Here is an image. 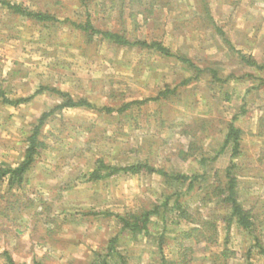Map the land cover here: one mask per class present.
Segmentation results:
<instances>
[{
	"label": "rangeland",
	"instance_id": "1",
	"mask_svg": "<svg viewBox=\"0 0 264 264\" xmlns=\"http://www.w3.org/2000/svg\"><path fill=\"white\" fill-rule=\"evenodd\" d=\"M9 1L50 12L61 21L86 20L79 0ZM89 3L97 29L162 43L206 72L201 80L179 87L169 101L133 107L123 116L82 108L51 118L42 129L47 148L23 189L11 197L6 186L0 188V264L5 252L19 264H93L118 234L113 219L95 214H139L182 190L157 174H121L87 182L85 175L97 160L116 166L148 162L169 173L189 175L203 171L204 157L213 160L207 167L211 179L214 172L221 174L231 165L230 148L221 150L225 128L236 116V125L243 130L242 155L235 160L241 167L239 200L245 206L256 205L264 222V153L258 135L264 124V87L253 89L264 72L245 67L235 54L239 51L264 65V0H161L153 12L145 7L152 13H146L147 19L137 13L143 9L130 2ZM207 69L218 70L224 79L234 77L220 85ZM191 75L175 58L118 47L98 37L90 40L68 24L43 28L21 17L10 18L0 6V89L10 98H26L47 86L98 108H120L156 97L167 85L174 89ZM59 103L49 93L18 107L0 99V164L16 166L22 161L27 137L41 116ZM244 106L247 113L239 116ZM194 120L196 141L182 132ZM191 146L195 152H190ZM187 198L190 213L218 221V244L194 245L192 264H212L211 254L220 253L225 245L236 253L232 264H246L243 257L252 241L235 224L228 230V209L216 200L203 206L194 193ZM166 218L163 240L160 217L152 219L150 237L122 238L118 250L128 264H162L161 259L174 264L178 235L196 226L189 221L176 225L180 219L175 213ZM260 232L264 235V228ZM253 262L264 264L260 256Z\"/></svg>",
	"mask_w": 264,
	"mask_h": 264
},
{
	"label": "trees",
	"instance_id": "2",
	"mask_svg": "<svg viewBox=\"0 0 264 264\" xmlns=\"http://www.w3.org/2000/svg\"><path fill=\"white\" fill-rule=\"evenodd\" d=\"M79 1L81 5L86 9V20L82 23L72 22L68 19L61 21L55 14H51L50 12L31 10L29 7H25L23 4L14 3L9 0H0V6L6 11L7 16H9L10 18L21 17L34 22L39 26H43V28L52 27L57 24H68L73 28L74 31L83 33L90 40L98 37L101 40L118 47L147 49L154 51L155 53H159L165 58H175L179 60L183 65H185L187 71H189V73H191L192 75L188 79L183 80V82L179 86H176L174 89L169 88V86L167 85V87L161 89L158 92L156 97L141 101L129 102L124 104L120 108H98L86 99L77 100L67 92L47 86H40L33 95L26 98H10L7 96L5 90L0 89L1 102L4 105L11 107H18L22 104H27L31 102L35 97L44 93L55 95L60 99V103L57 106L41 116L38 124L34 127L31 134L27 137V147L24 151L22 161L16 166L0 164V188H2V186H6V195H10L11 197L15 195L12 193L18 192L23 189V186L25 185V182L27 180V176L35 165L37 158L47 148V144L42 135V129L45 124L55 115L71 109L84 108L97 111L98 113H106L107 115L116 114L118 116H123L126 115L127 112L133 107H141L148 104L149 102L160 103L163 101H169L171 97L177 95L179 87H186L194 80H201L204 73L206 72V69L203 70L199 68L187 56L177 55L169 47H166L162 43H148L146 41L138 40L137 38L129 39L125 36L124 33L97 29L91 20L89 0ZM119 2H121L122 5L125 2H130L135 6H139L143 10L142 12L137 13L140 15H144L146 19L148 18L146 13L152 14L151 9L155 8L156 5L158 7H161L162 4L161 0H119ZM146 6L150 8V12H148V10L145 8ZM204 9L206 10V12H208V8L206 6H204ZM131 16L134 15L132 14ZM235 54L239 58V61L245 67L264 72V65H260L252 56L244 55L239 51H235ZM207 70H209L210 72L212 81L214 83H221L220 85L228 83V81L234 77L230 74L224 79L220 77V72L218 70ZM258 80L259 85L256 88L253 87L254 90L264 87V77H260ZM246 113L247 110L244 106L241 108L240 114L238 115L242 116ZM237 119V116L234 117V119L225 128L224 142L221 150L222 152L226 148H230L231 165L221 174L219 172H214L211 179L208 178L209 174L207 167L208 163L213 160H209L208 158L204 157L200 161L203 171L189 175L169 173L164 169H157L153 167L148 162H140L128 166H116L107 164L105 162V159L97 160L95 168L93 170H90L88 174L85 175L87 177V182L99 183L121 174L131 176H136L144 173L150 175L157 174L162 176L168 182L178 183L180 186H182V190L174 191L172 195H169L166 200L161 203V205L154 206L150 210H144L139 214H95L96 216L113 219L118 229V234L110 239L106 254L99 255L97 257V260L93 262V264H112L113 260L117 262V257L119 258V263L117 262V264H128V260L118 250L122 238L125 237V235L130 236V238L132 239L139 236L150 237L152 235V219L160 217L162 222L164 223L163 234L161 235V240H163L168 231V223L166 217L169 215V213H175L176 217L180 219V222H176V225H180L181 223L189 221V223L196 226H192L189 228V230L183 231L178 235V244L176 246L178 252L174 261V264H192L196 251L193 248L194 245L202 243L203 245L209 247V244H218V221L215 219L205 218L202 214H200V212L194 215L187 210L189 209V202H185L184 199H188L187 197L191 196L192 193H194L195 198L197 196H199L200 198L201 196H203L200 199V202L203 206L215 200L218 201L223 208L228 209L226 218L228 230H230L232 228V225L235 224L241 232L251 238L252 245L246 250V254L243 257V259L246 261V264H254V256H260L264 260V235L260 232V229L264 228V222L259 220L260 212H256V205L251 204L245 206L239 200V189L241 185L239 181V175H241V167L235 160L242 155L241 145L243 130L236 125ZM196 121L198 120H194L191 125H186V128L182 131L184 135H190L191 137L195 138L194 141L198 139L196 135ZM261 126L258 135L259 137H262L260 146L263 154L264 124H261ZM189 128L191 130H189ZM193 151L195 152V149L193 148V146H191L190 152ZM1 198H5V196ZM172 199H174V202L170 205ZM16 204H19V201H17L15 204L13 203L10 206L14 207L16 206ZM184 242L186 244H184ZM227 242L228 239L225 244H227ZM235 255L236 253L231 248H229L228 245H225L220 253L211 254L209 260L212 264H232L231 261L235 259ZM3 256L5 257V262L3 264H19L13 259L9 252H5ZM161 262L162 264H168L167 261L163 259H161ZM33 264L41 263L34 262Z\"/></svg>",
	"mask_w": 264,
	"mask_h": 264
}]
</instances>
